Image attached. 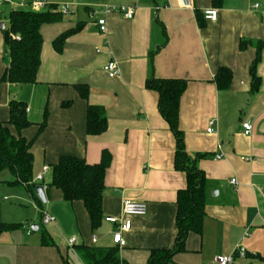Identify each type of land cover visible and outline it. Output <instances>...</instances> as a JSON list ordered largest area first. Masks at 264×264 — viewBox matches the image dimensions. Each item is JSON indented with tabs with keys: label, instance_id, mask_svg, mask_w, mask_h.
<instances>
[{
	"label": "crops",
	"instance_id": "0c3cea01",
	"mask_svg": "<svg viewBox=\"0 0 264 264\" xmlns=\"http://www.w3.org/2000/svg\"><path fill=\"white\" fill-rule=\"evenodd\" d=\"M32 1L12 0L9 5L4 1L0 7V120L9 118L12 99L26 102L31 124L19 134L32 140L33 180L44 186L45 206L27 188L10 183L9 170L0 184L2 192L11 193L21 205L30 204L55 218L45 227L53 243L42 244L35 224H31L37 227L34 234L18 227L4 231L0 264H64V259L85 264L80 245L115 246L116 226L106 217H120L124 199L147 204L146 214L131 216L130 230L123 234L127 243L118 254L125 264H145L151 250L172 248L176 197L186 186V175L174 167L175 140L158 110V93L145 86L151 76L186 80L179 127L187 152L206 178L201 229L188 233L184 249L167 264H217L216 255L230 254L238 246L246 255L235 256L233 264H264V46L256 64L260 78L256 92H250L249 72L256 44L264 41V0H224L220 7L213 6L212 0H193L192 8L181 7L178 0H44L45 9L56 7L60 13L40 26L42 47L35 82L2 81L9 59L2 31L8 25L4 6L9 13L30 9ZM255 2L258 9L253 7ZM63 5L70 6L69 13L61 12ZM105 5H132L135 13L126 19L117 11L106 13ZM211 7L217 9L215 20L203 16ZM102 17L106 33L96 23ZM77 24L80 29L56 50L53 40ZM109 59L117 61L118 76L110 77L103 70ZM220 67L232 73L226 89L214 81ZM77 84L88 88L87 97H82ZM88 105L104 107V132L86 133ZM211 120H215L213 131L207 132ZM42 121L45 127L38 131ZM245 121L252 125L249 134L243 132ZM103 150L112 158L104 178L102 219L92 229L81 200L65 201L60 189L46 184L61 155L79 156L93 164L100 161ZM219 151L223 155L216 158ZM45 164L50 169L44 182L35 181ZM230 178L237 179L236 188ZM0 204L6 223H14L9 213L16 216L24 208ZM27 210L23 218L34 215ZM70 236L77 238L76 245H68Z\"/></svg>",
	"mask_w": 264,
	"mask_h": 264
},
{
	"label": "trees",
	"instance_id": "16d2710c",
	"mask_svg": "<svg viewBox=\"0 0 264 264\" xmlns=\"http://www.w3.org/2000/svg\"><path fill=\"white\" fill-rule=\"evenodd\" d=\"M223 1L212 0V4L220 7ZM58 13L60 12L56 7L38 11L28 8L12 9L8 13V25L3 26L2 31L9 50V59L1 76L2 81L21 84L35 82L42 47L40 26L55 20ZM80 25L77 24L59 34L53 40L54 48L58 51L61 50L65 39L78 31ZM263 46L264 41H259L256 44L255 57L250 64V92H256L259 88L260 78L256 74V64L260 60ZM231 78L230 69L220 67L214 76V81L218 88L226 89L230 85ZM145 86L158 93V110L167 122L175 140L174 167L186 175V186L178 190L176 197L174 244L172 248L151 250L145 263L167 264L176 252L184 249L188 233L198 232L201 229L205 214L206 178L204 172L196 166V158L187 152L183 131L179 127V103L186 88V80L151 76L146 79ZM76 87L80 90L82 97H87L88 88L84 84H77ZM85 118L87 134L97 135L106 130L107 119L104 107L88 105ZM30 124L31 122L26 116V102L12 99L9 102V118L6 121L0 120V170L8 169L13 175V180L10 183L27 188L34 195L38 204L42 205L43 202L35 192L38 184L34 182L32 174V140H27L19 134L21 129ZM38 125V131H41L45 127V121ZM11 126L15 128L16 133L12 132ZM111 158L112 156L107 150H103L100 161L93 164L87 163L84 158L79 156L61 155L58 161L52 165L51 180L46 184V187L60 189L65 201L81 200L88 213L92 229L97 228L102 219V191ZM19 225L21 224L6 223L0 216V233L14 229ZM41 241L44 245L53 243L45 229L41 230ZM79 250L85 264H117L122 260L116 246L101 248L80 245ZM64 264L70 263L64 259Z\"/></svg>",
	"mask_w": 264,
	"mask_h": 264
},
{
	"label": "built area",
	"instance_id": "2783aa9c",
	"mask_svg": "<svg viewBox=\"0 0 264 264\" xmlns=\"http://www.w3.org/2000/svg\"><path fill=\"white\" fill-rule=\"evenodd\" d=\"M179 4L183 8H192L193 7V0H178ZM2 2L0 1V7H1ZM46 7H48V4L44 0H33L30 2V9L38 11V10H43ZM254 8H259L260 5L258 2L253 3ZM61 12L62 13H69L70 11V6L69 5H63L61 7ZM104 11L106 13L112 12V11H117L119 12L124 18L126 19H131L134 16L135 13V8L132 5H105ZM262 14L264 15V9H261ZM203 16L205 19L209 20H215L217 16V9L216 8H207L203 11ZM99 31L101 33H106L107 31V24L106 20L104 17L99 18L96 21ZM103 70L107 73L108 76L114 77L118 76L120 74V68L118 66V63L114 59H109L104 65H103ZM215 120H211L209 122V127L206 129L207 132L213 131L212 125L214 124ZM242 128L244 134H249L252 129V125L249 121L242 122ZM222 152L219 151L215 157L216 158H221L222 157ZM49 166L45 164L42 167V172L39 173L35 181L37 182H44V175L49 171ZM229 183L236 188L238 182L236 178H230ZM43 186V185H42ZM44 187V186H43ZM147 212V204L142 201H135L131 199H124L122 202V213L120 217H115V216H108L106 217V220L115 224L116 228L113 232V242L114 245L118 248L121 249L126 246V239L124 237V233L130 230L131 227V221L130 217L131 216H143ZM55 221V218L50 215L46 211H42V222L43 224H51ZM32 228L31 227H26V232L27 234L31 233ZM92 242L96 241L95 237H92L91 239ZM67 243L69 246H74L78 243L77 238L75 236H70L67 238ZM246 251L238 246L236 250L230 254H220L216 255L214 260L217 264H233L235 256H240V257H245ZM117 264H125L122 260H120Z\"/></svg>",
	"mask_w": 264,
	"mask_h": 264
},
{
	"label": "rangeland",
	"instance_id": "374dc122",
	"mask_svg": "<svg viewBox=\"0 0 264 264\" xmlns=\"http://www.w3.org/2000/svg\"><path fill=\"white\" fill-rule=\"evenodd\" d=\"M4 1L6 2V4H8L12 0H1V2H4ZM4 8H5V10H4L5 12L3 14V17H7L8 16V7L4 6ZM4 174H8V169H1L0 170V179H1V177L4 176ZM2 188H4V187H3V185L0 184V202L2 204L3 203H15L17 206H24L23 209H19L20 211H19L18 215L15 216L14 214L9 213L10 216H7V217H9V219H12L11 222L14 221V223H21L22 224V226H18V229H21V230H22V228L26 229L27 226L31 227V224L38 225L40 228V231L45 229V227H48L47 225L43 224V222H42V213H41L42 211L39 212V211L33 209V207L30 204L21 205V203H19V201H17L16 199H13V196L11 193L4 192V191L2 192ZM4 195H8V197H10L9 201L3 200L2 197ZM42 205L45 206V203H42ZM27 209L32 210L34 215L29 216L28 218H23L24 214L26 212H28ZM4 217H6V216L4 215ZM40 231H38V232L40 233ZM31 232H32V234L36 233V231H31Z\"/></svg>",
	"mask_w": 264,
	"mask_h": 264
},
{
	"label": "water",
	"instance_id": "95a60500",
	"mask_svg": "<svg viewBox=\"0 0 264 264\" xmlns=\"http://www.w3.org/2000/svg\"><path fill=\"white\" fill-rule=\"evenodd\" d=\"M35 192H36V195L38 196V198L43 203H45L46 202V197H45V193H44V190H43V186L42 185H37L36 188H35ZM31 228H32V230H36L37 229V227L35 225H32Z\"/></svg>",
	"mask_w": 264,
	"mask_h": 264
}]
</instances>
